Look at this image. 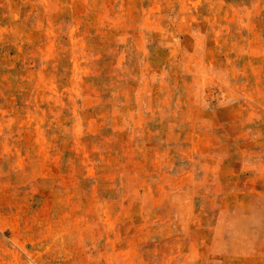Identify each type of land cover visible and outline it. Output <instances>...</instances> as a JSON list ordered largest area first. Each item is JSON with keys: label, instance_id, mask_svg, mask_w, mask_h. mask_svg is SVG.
<instances>
[{"label": "rangeland", "instance_id": "374dc122", "mask_svg": "<svg viewBox=\"0 0 264 264\" xmlns=\"http://www.w3.org/2000/svg\"><path fill=\"white\" fill-rule=\"evenodd\" d=\"M0 264H264V0H0Z\"/></svg>", "mask_w": 264, "mask_h": 264}]
</instances>
